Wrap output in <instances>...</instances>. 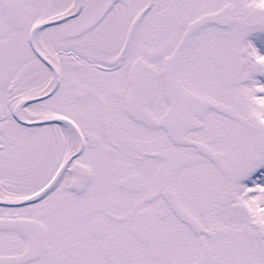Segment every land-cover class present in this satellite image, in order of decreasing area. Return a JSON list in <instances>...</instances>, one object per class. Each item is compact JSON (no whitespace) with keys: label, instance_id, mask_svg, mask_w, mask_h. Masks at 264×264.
Returning a JSON list of instances; mask_svg holds the SVG:
<instances>
[{"label":"snow or ice","instance_id":"6c2138e0","mask_svg":"<svg viewBox=\"0 0 264 264\" xmlns=\"http://www.w3.org/2000/svg\"><path fill=\"white\" fill-rule=\"evenodd\" d=\"M0 264H264V0H0Z\"/></svg>","mask_w":264,"mask_h":264}]
</instances>
